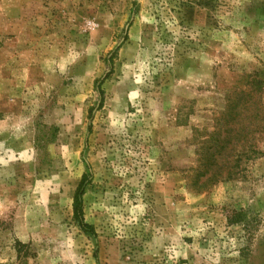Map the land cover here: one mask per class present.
<instances>
[{
    "label": "rangeland",
    "instance_id": "374dc122",
    "mask_svg": "<svg viewBox=\"0 0 264 264\" xmlns=\"http://www.w3.org/2000/svg\"><path fill=\"white\" fill-rule=\"evenodd\" d=\"M0 264H264V0H0Z\"/></svg>",
    "mask_w": 264,
    "mask_h": 264
},
{
    "label": "trees",
    "instance_id": "16d2710c",
    "mask_svg": "<svg viewBox=\"0 0 264 264\" xmlns=\"http://www.w3.org/2000/svg\"><path fill=\"white\" fill-rule=\"evenodd\" d=\"M100 96L103 97V91L100 89ZM90 175L88 173H84L82 176L81 181L78 184L76 189L74 199H73V212L74 217L77 220L81 229L85 232H94L93 226L86 222L84 218V211H83V197L86 191V187L89 183ZM19 247L24 246L23 244L19 243Z\"/></svg>",
    "mask_w": 264,
    "mask_h": 264
}]
</instances>
